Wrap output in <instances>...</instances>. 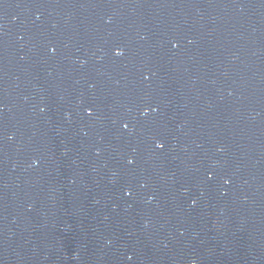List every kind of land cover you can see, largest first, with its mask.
<instances>
[{
  "label": "water",
  "instance_id": "water-1",
  "mask_svg": "<svg viewBox=\"0 0 264 264\" xmlns=\"http://www.w3.org/2000/svg\"><path fill=\"white\" fill-rule=\"evenodd\" d=\"M0 264H264V0H0Z\"/></svg>",
  "mask_w": 264,
  "mask_h": 264
},
{
  "label": "snow or ice",
  "instance_id": "snow-or-ice-1",
  "mask_svg": "<svg viewBox=\"0 0 264 264\" xmlns=\"http://www.w3.org/2000/svg\"><path fill=\"white\" fill-rule=\"evenodd\" d=\"M161 147H162V145H161Z\"/></svg>",
  "mask_w": 264,
  "mask_h": 264
}]
</instances>
